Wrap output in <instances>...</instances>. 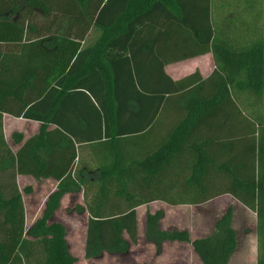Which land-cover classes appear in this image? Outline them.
<instances>
[{
    "label": "trees",
    "instance_id": "obj_1",
    "mask_svg": "<svg viewBox=\"0 0 264 264\" xmlns=\"http://www.w3.org/2000/svg\"><path fill=\"white\" fill-rule=\"evenodd\" d=\"M263 13L264 0H0V264H76L65 226L52 218L62 196L81 187L86 259L127 253L141 205L230 194L256 214V264H264ZM209 52L217 69L208 78L197 70L174 80L165 71ZM4 114L41 123L16 152ZM12 139L20 144L23 134ZM211 173L229 186L195 200L150 195L167 180L203 193ZM26 174L58 182L28 230L17 185ZM162 216L148 213L145 226L158 252L185 242L203 264H229L237 248L231 207L193 240L187 230L161 229Z\"/></svg>",
    "mask_w": 264,
    "mask_h": 264
},
{
    "label": "rangeland",
    "instance_id": "obj_2",
    "mask_svg": "<svg viewBox=\"0 0 264 264\" xmlns=\"http://www.w3.org/2000/svg\"><path fill=\"white\" fill-rule=\"evenodd\" d=\"M187 68H189L187 65L182 66L181 70H183V74H186L184 72L188 70ZM25 123L26 122H18L17 126L13 127L12 130L6 134V139L14 150H16V146L14 145L12 134L21 133L25 135L31 130V124ZM167 123L168 122H161L160 125L151 132L152 137H154V134H159L160 127H164ZM161 130L163 132V128H161ZM145 140L146 138L138 140L139 142H142V145L144 144L145 148L141 147L144 152L148 151L152 146V144L151 146H148V143L144 142ZM133 144L137 143L134 140L127 142L124 144V148L131 150ZM159 182L163 183L159 184L158 182H155L153 184V190L150 191V195L163 197L168 200H195L202 195H211L212 193L218 192L222 188L229 186V181L227 182L226 175L222 173H211V175H209L208 183H204L203 185V193H201L202 191L195 189L189 191L171 189L173 187L172 183H174L173 180ZM21 184L24 185V187L28 186L23 180H21ZM31 186L33 188L34 183ZM31 186L28 187L30 188ZM35 199L37 200V206L39 209L41 199L37 194H35ZM233 201L234 200L230 199V197L220 196L208 204L180 206H165L164 204H157L155 210L159 211V209H161V211H164L165 213V217L163 218L162 216L161 220L163 229L187 230L190 233L191 239H194L195 237L202 236L214 229L217 218L221 217L228 207L231 206L234 211L233 219L237 232V248L231 264H256L257 257L255 253L253 254V244H256V214L251 210H240L237 205L235 208L234 204H231ZM67 207H72L69 203V199L66 200L65 205L61 206V209L57 212L55 222L61 223L65 226L66 231L68 232L67 241H69L68 244L71 253L77 258L76 264H183L180 260V255L183 251L185 256L188 257V262L185 264H201L197 256L194 254L192 247L189 246L188 243H177L172 245L166 243L165 251H162L161 249V251L158 252L154 244L147 242L142 237L138 238L136 244L130 245L127 253L115 256L108 255L100 260H86L81 251L85 221L82 216L80 217L79 215L70 214V208L67 210ZM40 216L41 214L38 218H40ZM26 226L27 229L30 228V225L27 223ZM181 247H187V250H183Z\"/></svg>",
    "mask_w": 264,
    "mask_h": 264
},
{
    "label": "crops",
    "instance_id": "obj_3",
    "mask_svg": "<svg viewBox=\"0 0 264 264\" xmlns=\"http://www.w3.org/2000/svg\"><path fill=\"white\" fill-rule=\"evenodd\" d=\"M184 65H187L189 67V68H187L188 70H186V72H184L186 74H183V70H181L182 66H184ZM216 69H217V63H216V61L214 59V56H213V54L211 52L206 53V54H202V55H199V56H195V57H192V58L180 60V61H177V62H173V63H170V64L165 66L166 73L171 78H173L174 80H179V79H181V78H183V77H185V76H187L189 74L194 73L197 70L200 72L202 77L208 78L209 76H211V74ZM18 122L19 123L26 122L25 124H31L32 127H31V130L27 134H25V135L23 134V141L20 144H17V143H15L13 141L14 145L16 146V150L12 149L10 143L6 139L7 142L9 143L11 149L14 152H16L27 139H29L33 135L37 134L39 132V129H40V126H41V123L37 122V121L26 120V119H23V118H16V117H14L12 115L4 114V116H3V125H4L5 137H6V134L9 133L12 130L13 127L17 126ZM50 128H53V126H50ZM21 180H23L25 183H27L28 186H31L34 183V187L33 188H32V186L30 187V188H32V190L31 191H27L26 189H27L28 186L24 187V185L21 184ZM17 185H18L19 191L22 194L23 203H24L25 226H26V223H27L31 227L38 219H40L43 216V214L45 212V209H46L47 201H48L50 195L57 190L58 182L54 178H41V179L38 180V179H35L32 175H27L26 174V175H18L17 176ZM35 194H37L38 197L41 199V203L39 205V209H38V206H37L38 205L37 204V200L35 199ZM218 197H220V196H218ZM218 197H216V198H218ZM221 197H230V199L234 200L233 203L231 202V204H234L235 208H236V205H237L240 210L244 209L245 211H250L242 203H240L237 199H235L230 194H224V195H221ZM216 198H214V199H216ZM67 199H69V203L72 206V207H67L66 208L67 210L70 208V212L69 213L73 214V215L74 214L75 215H79L80 217L82 216L84 221H85V226H84V230H83L84 236H83V240L81 242V251L83 253L84 259H86L85 256H84V250H85L86 231H87V223H88V219H89V212L86 209V205H85V202H84V187H81V189H79L77 191L67 192V193H65L62 196V198L60 200V208H58L54 212V216L52 218V221L53 222L56 221L57 212L61 209V206L65 205V202H66ZM214 199H212V200H214ZM212 200L207 201V202L202 203V204H208ZM157 204H164L165 206H167V205L173 206V205H170V204L165 203L163 201H154V202H151L149 204L141 205V206L136 208V211H137V222H138L137 223V226H138V238L142 237V238L145 239V226H146L147 214L148 213L157 212L158 210H155L157 208ZM76 206H82L85 209L83 210V212H78L75 209ZM176 206H180V205H176ZM159 210H161V209H159ZM40 214H41V216H40V218H38V216ZM233 216H234V211H233ZM164 217H165V213L163 211V218ZM219 218H217V220ZM232 225H233L234 229L236 230L233 218H232ZM160 226H161V229H163L162 228V221H160ZM163 230H171V229H163ZM212 230H210L209 232L205 233L202 236H198V237H195V238H200V237L207 236L209 233L212 232ZM67 237H68V232L66 231V239L68 240ZM124 237L126 239H128V236H127L126 233H124ZM255 241H256V244H253V254L255 253L256 257H257L256 229H255ZM68 243H69V241H68ZM166 243H170V245L177 244V243L178 244H186L185 242H179V241H167V242L163 243L162 251H165ZM188 245L192 247V250H193L194 254L197 256L199 262L201 264H203V262L200 260L199 256L195 252L193 246L190 245V243H188ZM181 248L183 250H187V247H181ZM69 250L71 252L70 246H69ZM108 255H110V254L105 252L100 258H92V259H86V260H97V259L100 260V259H102L104 257H107ZM116 255H120V254H116ZM111 256H113V255H111ZM233 256H234V254L231 257V259L229 261V264H231ZM187 258L188 257L185 256L184 251H183V253L180 255L181 262L183 264H185L186 262H188Z\"/></svg>",
    "mask_w": 264,
    "mask_h": 264
}]
</instances>
